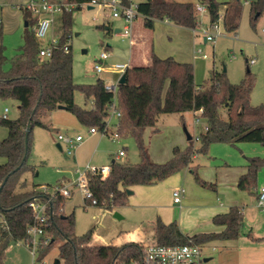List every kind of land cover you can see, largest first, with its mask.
Listing matches in <instances>:
<instances>
[{
    "label": "trees",
    "instance_id": "obj_1",
    "mask_svg": "<svg viewBox=\"0 0 264 264\" xmlns=\"http://www.w3.org/2000/svg\"><path fill=\"white\" fill-rule=\"evenodd\" d=\"M86 1V0H79ZM203 5L213 25L224 22L227 30L239 27L237 16L228 22L227 8L221 13L217 0H144L138 2V11L144 25L154 28L158 19H168L176 25L197 29L201 20L197 6ZM82 8L81 6L76 7ZM75 8V9H76ZM73 11V10H72ZM72 11L63 14L64 32L54 48L50 59L39 57L40 40L35 27L38 17L24 8V44L14 57L5 54L3 35L0 32V98H12L18 102L19 116L0 118L8 136L0 140V264H4L6 251L12 242L27 245L30 240L28 227L34 223V213L29 202L37 199L49 202L50 218L44 237L37 248V255L43 257L58 243L59 257L65 264H129L132 260L143 262L144 246L147 244L183 245L195 243L204 245L214 240H232L250 235L244 232V214L238 205L230 207L223 214H216L213 222L224 226L221 232H200L188 235L182 232L176 220L166 223L161 218L143 224L141 231L148 234L146 241L130 240L120 244H95L92 238L94 228L82 235L75 232L74 213L65 214L62 208L66 198L57 192L52 195L39 189V185H28L26 175L37 172L30 163L31 131L27 127L46 126L44 116L63 105L80 124L96 127L108 134L107 118L113 103V92L106 89V82L98 79L92 84H78L73 76V54L71 45ZM264 12V0L250 2V20L253 27ZM222 19L220 20V15ZM68 47V51H66ZM248 62V61H247ZM126 81L118 85L116 98L121 117L117 132L120 136L135 138L140 153V162L112 159L107 175L89 172L88 185L92 198L84 197L86 204L96 205L104 210H113L128 203V189L135 185L159 183L173 174L190 168L198 153H207L212 142H258L264 145V103L254 105L251 95L254 76L250 70L239 83L231 82L226 73L213 67L210 82L199 85L195 80L192 62L178 61L172 56L160 57L152 52L145 65H129L125 71ZM80 91L90 107L76 103L75 93ZM202 111L199 115L207 124V130H200V145L193 143V136L186 149L175 147L170 160L164 163L154 161L145 144V131H158L157 122L161 114ZM32 130V128H31ZM247 171L239 178L238 187L258 195L259 173L264 168V157H250ZM196 180L203 186L215 187L203 181L191 169ZM30 246V245H29Z\"/></svg>",
    "mask_w": 264,
    "mask_h": 264
},
{
    "label": "rangeland",
    "instance_id": "obj_2",
    "mask_svg": "<svg viewBox=\"0 0 264 264\" xmlns=\"http://www.w3.org/2000/svg\"><path fill=\"white\" fill-rule=\"evenodd\" d=\"M29 1L0 0V32L6 47L5 54L9 58L20 52V47L24 44L23 11L24 5ZM139 1L144 0H135V2ZM180 1L196 2L197 0ZM217 1L222 3L221 13L225 14L229 8L227 17L229 23L239 17V27L236 31L227 30L224 22H221L219 26L222 34L216 37L215 42H210L205 41L202 35L205 29L213 31L207 14H199L201 24L197 28L198 35L193 28L176 25L168 19L156 20L154 28L149 29L144 25L143 17L139 16L135 20L133 33V36H136L135 32H137L141 38L137 47L139 59L132 61V65L142 64L152 52L160 57L180 58L177 60L193 63L195 80L199 85L209 84L213 67L220 71L225 67V73L233 83L242 81L250 70L254 76L251 102L254 105L264 103V12L253 27L250 20L252 0ZM88 5L85 3L82 8L72 11L70 41L74 81L78 84H92L100 78L113 84L119 75L98 73L95 63L98 62L103 51L111 53L105 63L108 67L116 63H128L132 54V41L130 37L115 32L116 28H123L122 19L110 16L108 8L94 6L89 9ZM107 26L110 29H106ZM63 32V14L57 13L46 42L50 41L52 36L59 39ZM199 49H202L208 58L200 57ZM234 55L236 58H233ZM251 59L255 62L251 63L249 61ZM75 101L82 106H91L90 103L85 102L80 91L75 93ZM5 108L9 109L7 116L10 119H16L20 114L18 102L12 98H0V118ZM43 120L46 126L34 125L31 130L29 161L36 165L37 172L34 175L30 173L26 175L28 185L46 186L51 193H54L60 185H67L72 189V194L66 198L62 212L67 215L74 213L77 235L94 228L93 243L105 244L115 242L128 233H135L141 223L148 225L151 221L162 218L160 212L165 215L172 213L174 189L185 187L187 193H190L189 180H191L193 187L200 191L198 196L203 198V201L217 199L219 204L231 206L232 200L242 198L236 205L244 214V232L251 233V236L243 235L236 242L221 240L202 245L204 258H210L202 264H264V213L258 208L255 192L242 190L238 185L236 191L233 188L236 178L238 184L249 158L264 157L263 144L212 142L207 153L195 154L190 168L181 170L156 184L135 185L134 189H131L133 193L129 195L126 206L115 210H104L96 205L86 204L84 193L76 185L78 177L81 173L86 175L90 167L103 168L109 165L112 159L131 164L140 162L135 138L131 135L113 138L111 133L105 134L99 130L89 134V127L80 124L67 110L49 111ZM114 123L116 118L112 115L109 127L113 131L116 129ZM185 127L194 137L193 143L198 147L200 141L197 136L202 126L197 122L196 114L186 112L183 118L178 113L161 114L157 122L158 131L153 133L151 128L145 131L144 139L150 157L158 163H164L171 159L175 147L186 149L190 142ZM8 133V129L0 125V140L7 137ZM59 133L69 135L81 133L85 137L82 143L75 147V153L68 155L65 144H61L64 147L62 150L57 147ZM121 150L125 155L117 159ZM191 169H194L203 181L213 183L215 187L203 186L196 180ZM176 205L179 207L178 204ZM116 211L122 218L115 216ZM175 211L179 212V209ZM0 220H2L1 215ZM37 247L38 242L35 245V248ZM32 248L22 242H12L6 251L4 264H42V262L65 264L59 257L58 243L43 257L40 255L34 257Z\"/></svg>",
    "mask_w": 264,
    "mask_h": 264
},
{
    "label": "built area",
    "instance_id": "obj_3",
    "mask_svg": "<svg viewBox=\"0 0 264 264\" xmlns=\"http://www.w3.org/2000/svg\"><path fill=\"white\" fill-rule=\"evenodd\" d=\"M88 3V6H98L108 8L110 10L109 14L113 18H120L124 21V26L120 29V32L125 37L133 38L134 24L135 20L141 15L138 11V3L135 0H87V2H78L77 0H30L24 5V8L32 12L38 17V21L35 27L36 37L40 40L41 46L39 48V57L44 59H50L53 56L54 48L58 44L59 39H55L53 36L51 40L46 42V37L52 29L54 22V17L57 13H64L67 11H72L78 6H83V4ZM197 11L200 14L206 13V8L203 5L197 6ZM222 19V14L220 15V20ZM219 23L212 25L213 31L209 29L203 30L206 41L215 42L216 37L219 34H222L220 30ZM68 51V47H66ZM198 53L202 57L207 58L208 55L202 52V49L198 50ZM111 53L107 51L101 52L98 62L95 63V69L98 73L107 72L110 74H118L117 80L110 84L106 82V89L113 92V103L110 107V115L107 118V128L108 133H111L113 138L121 137L117 132L118 121L121 117V111L118 108L116 93L118 85L120 84V78L126 69L129 66V63H116L110 67L106 66V61L110 58ZM233 58H236L234 55ZM251 63H254L255 60H249ZM8 108H5L3 116H7ZM200 110L197 112V122L201 124L203 130H207L208 126L204 122L203 118L200 117ZM114 116L116 118V123H114L116 129L113 131L110 129V117ZM98 131L96 127H89L88 133L94 134ZM107 134V133H105ZM84 135L79 133L76 135H69L66 133H59L58 140L60 144H65L66 152L68 155H73L75 153V147L79 145L84 140ZM199 140V137L197 136ZM62 147V146H61ZM64 148V147H62ZM125 155V152L121 150L118 156ZM102 172L104 175H107L110 171V166H104L103 168L90 167L89 172ZM88 173L83 175L81 173L78 177L76 185L79 186L81 191L84 193L85 197L92 198V193L88 185ZM40 189L45 192H49L46 186H40ZM57 192L61 193L65 197H70L72 194V189L67 187V185L57 186V189L52 195H55ZM51 193V192H50ZM185 193L184 187H179L174 189L173 197L175 203H181ZM51 198H48L46 201H39L34 199L29 202V206L34 213V223L31 224L27 233L30 240H28L27 246L33 247L32 253L36 257L37 248L35 245L38 242L40 244L41 239L43 238L45 243L49 242V238L45 237V228L50 218L49 202ZM258 207L260 210L264 211V186H262L258 193ZM144 258L143 262L138 260H132L129 264H202L204 257L202 246L195 243L183 244V245H162V244H147L143 249ZM42 264H45L42 262Z\"/></svg>",
    "mask_w": 264,
    "mask_h": 264
},
{
    "label": "crops",
    "instance_id": "obj_4",
    "mask_svg": "<svg viewBox=\"0 0 264 264\" xmlns=\"http://www.w3.org/2000/svg\"><path fill=\"white\" fill-rule=\"evenodd\" d=\"M77 1L78 2H85V1H79V0H77ZM205 14H203V15H205ZM194 32L196 33V35L199 34V32H197V29H194ZM133 33H134V31H133ZM135 35L136 36H133V38L131 39V41H132L131 42L132 54H131L130 60L128 62L129 65H132V61H138V59H139V57H138L139 54H138L137 47H139V45H140V39L141 38H139L137 32H135ZM202 35H203V39L206 41L203 31H202ZM200 57H202L201 54H200ZM202 58H204V57H202ZM177 59H180V58H177ZM204 59H206V58H204ZM149 61H150V57L145 58V61L142 64H139V65L148 64ZM178 61H180V60H178ZM56 110L62 111V110H66V109H59L58 108ZM53 111H55V110H53ZM57 139H58V136H57ZM57 143H59V140H58ZM117 159H119V156H117ZM3 161H4L3 158L0 159V162H3ZM106 166H109V165H106ZM246 171H247V167H246V169L244 170V172L242 174H244ZM189 182L191 184L190 185L191 186L190 193H187V190L184 187L185 193H184L182 202L181 203H175L174 197H173L174 204H172V206H171L172 213H170V214L167 213L165 215L163 212H160V215L163 218V219L162 218L161 219L164 222H166V223H169V222H172V221L176 220L178 222L182 232L185 233V234H188V235H193V234L200 233V232H221L224 229V226L215 224L213 222V217L216 214H223V213L228 212L230 207L233 206V205H236L239 201L242 200V198H241V200H239V199L232 200V202H231L232 205L231 206H229V205L226 206L223 203L219 204L217 199H210L208 201H203L204 199L203 198H199V196H198L200 191L198 189H196L195 187H193V185H192L193 183H192L191 180H189ZM258 182H259L258 189L260 190V188L262 186H264V169H262L260 174H259ZM237 185L238 184H237V178H236V180L234 181V184H233L234 191H236ZM134 187L135 186H132L131 189H134ZM172 196H173V193H172ZM256 196H257V199H258V195L257 194H256ZM190 199H191V201H190ZM193 202H200L201 204H192ZM176 204H178L179 207ZM124 206H126V205H124ZM121 207H123V206L116 207L115 209H118V208H121ZM175 209H179V212L175 211ZM173 211H175V212H173ZM260 211H262V210H260ZM262 212L264 213V211H262ZM117 213H119V212H117ZM119 215H120V213H119ZM173 217H175L174 220H172ZM121 218H122V216H121ZM143 224L144 223H141V225L139 226L137 232L128 233V234H126L124 236H121V237H119V239L117 241H115L113 243L120 244V243H123V242H126V241H130V240L144 241L145 242L146 238L148 237V234H146L143 231H141V227H142ZM237 240L238 239H236V240L235 239L223 240V241L236 242ZM218 241H221V240H214V241H211V242H208V243H205V244L209 245V244H212V243H215V242H218ZM105 244H108V243H105ZM209 259L210 258H204L203 261H208Z\"/></svg>",
    "mask_w": 264,
    "mask_h": 264
},
{
    "label": "water",
    "instance_id": "obj_5",
    "mask_svg": "<svg viewBox=\"0 0 264 264\" xmlns=\"http://www.w3.org/2000/svg\"><path fill=\"white\" fill-rule=\"evenodd\" d=\"M89 9L93 8V6H88ZM106 29H110L109 26L106 27ZM120 29L119 28H116L115 29V32H119ZM223 72H226V68L223 67ZM126 73H123L121 78H120V84L124 83L126 81ZM59 109H65V107L63 105H59L58 106ZM31 128H32V125H31V121H29L28 123V127H27V134L31 131ZM185 131H186V135H187V138L188 140H190L192 138V135L189 133L188 129L185 127ZM57 147L62 150V147H61V144L60 143H57ZM1 191V189H0ZM128 194H132L133 193V190L131 189H128ZM115 216L116 217H120L121 218V215H119V213L115 212Z\"/></svg>",
    "mask_w": 264,
    "mask_h": 264
}]
</instances>
